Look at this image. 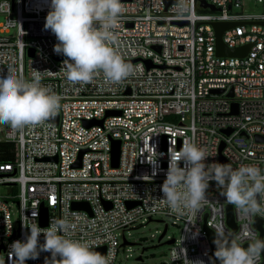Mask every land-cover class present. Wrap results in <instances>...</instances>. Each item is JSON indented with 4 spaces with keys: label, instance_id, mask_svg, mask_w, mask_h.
I'll use <instances>...</instances> for the list:
<instances>
[{
    "label": "built area",
    "instance_id": "built-area-1",
    "mask_svg": "<svg viewBox=\"0 0 264 264\" xmlns=\"http://www.w3.org/2000/svg\"><path fill=\"white\" fill-rule=\"evenodd\" d=\"M200 1L215 10L200 8ZM252 2L262 11L245 13L244 0H188L190 10L183 12L178 0L168 7L165 0L121 1L126 11L114 47L134 74L120 84H109L103 74L92 83L73 84L65 75L66 57L53 51L55 35L44 29L50 0H0V77L12 73L31 81L40 75L42 85L61 97L53 120L22 131L2 128L0 142L15 145L13 162L0 163V254L5 264L12 242L23 241L28 233L22 220L33 214L42 229L66 218L75 225L70 238L89 243L92 250L104 248V255L112 254L111 264L123 243L129 244L124 233L155 216L180 227L178 239L166 237V242L174 240L168 245L171 264H182L173 261L178 246L188 260L219 264L203 223L205 217L214 238L211 227L221 222L233 233L227 206L236 225L233 234L246 226L259 238L258 218L264 240V214L241 217L215 181L209 182L208 202L194 219L171 214L160 191L168 150L179 151L185 140L207 150L206 164L230 163L234 169L254 164L264 174V143L255 140L264 138V0ZM215 22L235 24L223 33L222 42L230 49L250 45L245 57L216 55ZM100 120L101 125H85ZM112 141L120 142L116 168L111 166ZM153 153L156 159L150 160ZM74 203H87L89 211L73 209ZM41 206L47 209L45 226L40 225ZM39 241L44 242L43 234ZM240 242L244 247L250 241ZM46 258L50 254L42 252L25 264H44Z\"/></svg>",
    "mask_w": 264,
    "mask_h": 264
},
{
    "label": "clouds",
    "instance_id": "clouds-1",
    "mask_svg": "<svg viewBox=\"0 0 264 264\" xmlns=\"http://www.w3.org/2000/svg\"><path fill=\"white\" fill-rule=\"evenodd\" d=\"M177 7L183 12L191 6L188 0H178ZM50 9L44 29L56 37L53 51L66 57L63 65L69 82L89 84L103 74L109 84H120L134 74L133 66L114 47L118 43L119 21L126 11L121 0H50ZM41 79L36 75L28 81L12 73L0 77V124L22 131L56 117L61 97L42 85ZM168 153V170L160 191L171 214L194 219L208 202L210 181L223 189L221 194L241 217L264 214V174L257 165L242 164L234 169L230 163L206 164L209 153L190 140H185L179 151L170 147ZM155 159L153 153L150 160ZM35 217L33 214L31 220L26 216L22 220L28 233L23 241L12 242L8 264H25L27 260L38 259L42 252L50 254L44 264H111V253L101 254L92 250L89 243L70 238L75 225L66 218L42 229ZM211 228L216 234L214 256L219 264H260L264 240L246 226L239 235L226 230L223 222ZM41 234L43 243L39 241ZM242 240L250 241L246 248ZM177 248L173 261L204 264L203 260H188L186 250ZM0 264L5 261L0 260Z\"/></svg>",
    "mask_w": 264,
    "mask_h": 264
},
{
    "label": "rangeland",
    "instance_id": "rangeland-1",
    "mask_svg": "<svg viewBox=\"0 0 264 264\" xmlns=\"http://www.w3.org/2000/svg\"><path fill=\"white\" fill-rule=\"evenodd\" d=\"M245 13L256 14L262 11V7L253 4L252 0H244ZM2 17L0 16V22ZM4 124H0V137L3 136L2 128ZM3 191V189H2ZM15 208H12V218L15 216ZM167 225L166 236L161 241L159 238ZM180 236V227L173 225L172 220L163 216H155L152 221L136 223L132 228L124 233V237L129 244L123 246L117 254L114 264H161L169 261V246L165 244L166 237L178 239ZM122 241V238H120ZM141 256L142 261L137 258ZM0 260L3 256L0 254Z\"/></svg>",
    "mask_w": 264,
    "mask_h": 264
},
{
    "label": "water",
    "instance_id": "water-1",
    "mask_svg": "<svg viewBox=\"0 0 264 264\" xmlns=\"http://www.w3.org/2000/svg\"><path fill=\"white\" fill-rule=\"evenodd\" d=\"M121 1H127V0H121ZM13 2V0H12ZM175 2V0H165L166 3V7H168L171 3ZM200 8L203 9H209L214 11L215 8L211 5H208L207 3H205L204 1H200L199 4ZM235 24L234 23H230V22H215L212 24V27L215 31V35H216V55L219 57H236V58H243L247 55L250 45H244L242 47L239 48H234V49H230L228 47H226L223 42H222V35L223 33L228 30L231 29L232 27H234ZM214 94H220L221 91L220 90H214L213 91ZM229 97H232V94H229ZM235 105L233 106V112L235 113ZM115 112H107L106 116H110V115H114ZM102 124V120L100 121H90V122H86L85 125L87 127H90L92 125H101ZM225 134H229L230 131H224ZM255 140L259 143H264V138L260 137V136H255ZM223 146L221 145L220 147V151L222 150ZM119 152H120V142L119 141H112V145H111V166L112 167H117L118 166V162H119ZM79 166V162L77 164ZM133 206V204L129 203L128 207ZM73 209L76 210H86L89 211V205L87 203H74L72 205ZM42 213L43 216L40 220V225L41 226H45L46 224V216H47V209L46 208H42ZM226 219H227V224L229 225V227H231L233 233L236 230V225L233 219V212H232V207L231 206H227L226 207ZM254 227L260 232L259 235V239H262V221L261 219L255 218L254 221ZM203 230L206 232L211 247H212V253H213V259H215L214 256V252L216 250V245L213 243L214 241V236L212 234V232L206 227L205 225V217H204V223H203ZM166 232V228L164 229L163 233L161 234L159 241L162 239L163 235ZM174 242V240H170L168 242H165L166 245H170ZM127 243L124 242L123 245H126ZM128 245H133V244H128ZM245 248L247 247V245L244 246ZM94 251L100 252L101 254H104V248H100V249H94ZM262 255H264V251L261 252ZM138 261H142V257L139 256L137 258ZM261 264H264V262H262Z\"/></svg>",
    "mask_w": 264,
    "mask_h": 264
},
{
    "label": "trees",
    "instance_id": "trees-1",
    "mask_svg": "<svg viewBox=\"0 0 264 264\" xmlns=\"http://www.w3.org/2000/svg\"><path fill=\"white\" fill-rule=\"evenodd\" d=\"M15 145L11 142H0V163H11L14 160Z\"/></svg>",
    "mask_w": 264,
    "mask_h": 264
}]
</instances>
